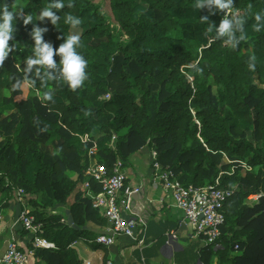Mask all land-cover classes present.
<instances>
[{"label":"trees","instance_id":"1","mask_svg":"<svg viewBox=\"0 0 264 264\" xmlns=\"http://www.w3.org/2000/svg\"><path fill=\"white\" fill-rule=\"evenodd\" d=\"M64 2L54 26L36 20L48 0H13L21 9L17 48L0 67V203L22 190L40 225L37 236L53 244L33 250L34 264H83L70 246L75 241L106 255L108 247L95 242L106 222L85 192L66 206L79 181L100 192L86 175L93 145V159L108 170L116 160L125 168L148 145L182 185L217 182L233 190L219 237L205 245L201 262L264 264V29L252 27L254 16L264 15V0H233L229 14L246 21V39L236 49L200 20L208 15L218 25L222 12L197 10L193 0H108L114 25L91 0ZM68 12L82 18L78 51L88 61V79L75 91L56 81L41 85L23 71L32 24L48 29L44 39L55 48L70 32L63 19ZM29 13L33 22L24 25L21 14ZM252 56L254 69L248 67ZM17 80L21 87L14 89ZM46 90L51 101L43 99ZM255 194H261L258 202L248 205ZM21 230L31 248L32 236Z\"/></svg>","mask_w":264,"mask_h":264},{"label":"crops","instance_id":"2","mask_svg":"<svg viewBox=\"0 0 264 264\" xmlns=\"http://www.w3.org/2000/svg\"><path fill=\"white\" fill-rule=\"evenodd\" d=\"M150 150L148 145L143 146L131 156L124 168L127 177L125 187L138 189L132 195L130 212L126 215L135 219L134 234L142 244L138 245L125 236H116L105 255L102 250L89 249L83 241H75L70 246L83 264H103L104 257L107 264H202L201 254L205 244L182 220L169 195L154 182ZM67 175L72 180L77 179V175L71 171H67ZM83 192L84 182L79 181L74 193L67 198L66 206L74 203L77 193ZM260 196L250 195L246 203L253 205ZM20 209L21 205L14 197L0 203V256L6 251L12 237L21 247L27 248V237L17 222ZM66 211L62 210L64 213ZM106 228L105 224L97 230L104 231ZM34 262L32 259L30 264ZM212 262H215V258Z\"/></svg>","mask_w":264,"mask_h":264},{"label":"built area","instance_id":"3","mask_svg":"<svg viewBox=\"0 0 264 264\" xmlns=\"http://www.w3.org/2000/svg\"><path fill=\"white\" fill-rule=\"evenodd\" d=\"M95 152L96 148L93 145L87 154L89 165L86 175L98 183L100 192L94 194L88 182H84V192L85 196L91 200L92 207L104 218L107 225L104 231L110 233L109 235L99 234L95 242L110 247L114 244L116 236H125L141 245L142 241H139L134 234L136 221L126 215L130 212L131 196L137 193L138 189L125 187L127 177L119 160H116L111 170H108L95 162L93 159ZM150 157L154 182L172 199L173 206L180 212L182 220L191 227L194 235L205 245L215 244L219 237V228L224 222L223 204L233 190L218 187L217 182L204 187L184 186L175 178L171 170L160 165L154 150H150ZM16 198L21 205L17 222L20 228L32 236L31 248L21 247L12 237L6 251L0 256V264H30L35 248H53L52 243L37 236L40 225L34 222L22 190H17Z\"/></svg>","mask_w":264,"mask_h":264},{"label":"clouds","instance_id":"4","mask_svg":"<svg viewBox=\"0 0 264 264\" xmlns=\"http://www.w3.org/2000/svg\"><path fill=\"white\" fill-rule=\"evenodd\" d=\"M233 0H193L195 9L205 8L209 14L221 13L222 17L218 25H214L209 20L208 15L200 17L202 23H207V32L214 33L215 39L223 40L233 49H236L240 42L246 39L245 19L240 16L230 15L233 8ZM67 7H72L68 4ZM65 8L64 0H48L37 14L36 20L44 21L45 18L54 26L61 20L58 15L60 9ZM21 9L7 0H0V67H3L5 60L17 48V43H13L14 33L16 31V20L20 16ZM64 23L69 26L70 32L65 35L63 42L58 47H53L52 43L44 39L46 27L32 24L29 35L32 40L31 54L25 60L24 73L29 76L34 73L39 78L41 85H46L49 81H56L66 85L69 89L75 91L81 88L88 79L87 64L88 61L84 55L78 51L82 47L81 35L82 18L71 12L64 14ZM255 23L252 25L255 31L264 29V15L257 13L254 16ZM24 25L33 22L31 13L22 16ZM9 41H12L10 44ZM59 56V61L54 59ZM255 57L249 58L248 67L255 68ZM25 83L28 81L25 80ZM21 87V81L17 80L13 88ZM43 99L51 101L53 92L46 90L43 93Z\"/></svg>","mask_w":264,"mask_h":264},{"label":"rangeland","instance_id":"5","mask_svg":"<svg viewBox=\"0 0 264 264\" xmlns=\"http://www.w3.org/2000/svg\"><path fill=\"white\" fill-rule=\"evenodd\" d=\"M95 5L99 6L101 13L103 14L104 20L107 23L113 24V19L111 16V12L109 9V2L108 0H91ZM20 4V2L18 3V5ZM17 5V6H18ZM6 94V93H5Z\"/></svg>","mask_w":264,"mask_h":264},{"label":"water","instance_id":"6","mask_svg":"<svg viewBox=\"0 0 264 264\" xmlns=\"http://www.w3.org/2000/svg\"><path fill=\"white\" fill-rule=\"evenodd\" d=\"M132 195H133V194H132ZM131 198H133V196H131ZM65 214L67 215V218H66V223H67V225L70 226V227L73 228V229L78 230L79 228H78L76 225L73 224V221H72V218H71L69 212L66 211ZM87 229H88L87 227H82V230H87ZM97 233H98V234H106V235H109V234H110V233H107V232H105V231H97Z\"/></svg>","mask_w":264,"mask_h":264}]
</instances>
